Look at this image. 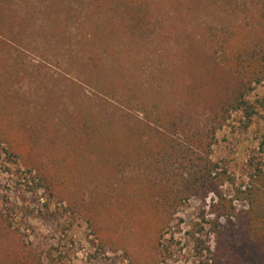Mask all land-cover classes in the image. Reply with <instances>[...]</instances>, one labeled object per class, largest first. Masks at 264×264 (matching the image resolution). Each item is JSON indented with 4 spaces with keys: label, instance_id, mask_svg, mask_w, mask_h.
<instances>
[{
    "label": "trees",
    "instance_id": "obj_1",
    "mask_svg": "<svg viewBox=\"0 0 264 264\" xmlns=\"http://www.w3.org/2000/svg\"><path fill=\"white\" fill-rule=\"evenodd\" d=\"M3 1L10 7L14 5L13 0ZM90 1L93 4L88 1L85 6H71L69 0H36V13L26 12L16 22L4 21L0 10V148L3 153L16 164L17 171L37 183L49 200L66 204L85 221L102 253L121 251L129 264H158L159 242L171 218L186 202L194 200L201 211L200 221L192 223L189 235L202 264H264V144L260 146L263 156L249 159L251 172L243 186H235V178L227 165L212 158L217 135L232 114L243 113L244 127L254 114L247 97L254 85L264 82L262 0L242 2V7L246 5L245 9L252 10L249 21L233 19L217 35L210 31L204 35V28H201L204 35L201 38H196L195 33L183 32L182 49L174 51L177 61L173 59L170 68L159 69L157 79L151 78L150 83L125 74L121 63L104 64L105 58L114 57L116 51L103 44L119 32L129 35L125 40L129 44V39L147 26V13L140 11L143 0ZM190 2L195 10L201 4L197 17L203 23L209 0ZM232 3L235 5L236 0ZM100 9L120 11L118 21L114 24V13L105 18ZM253 15L256 29L252 28L255 32L249 33ZM74 30L82 32L76 41L77 47L82 50L86 47L89 53L82 67L98 77L106 74L115 83L109 92H103L104 99L112 101L114 93L118 94L115 91L121 88V102L134 103V110L127 106L124 116L117 119L118 113H109L104 121L99 114L85 108L75 109L57 128L60 120L53 117L49 108L58 100L37 82L34 94L31 89L28 92L41 95L46 105L36 103L31 124L26 121L20 92L11 89L13 81H22L29 71L24 63L11 58L27 56L22 40L30 45L31 38L39 37L46 44L52 39V46L57 48L66 43L68 34ZM74 52L80 54L79 48ZM154 81L160 83L158 91L153 88ZM169 81L168 94L174 98L179 94L182 102H166L162 108L146 109L153 97H164L163 90ZM161 98L157 99L158 105ZM16 100L21 102L18 112ZM199 107L204 112L198 114ZM70 132L75 135L71 137ZM133 155L142 167L136 184L134 179L127 180L120 168L118 182L122 181L123 188L111 195L106 190L113 186L110 178L117 175L116 162L119 161V167L124 166L127 164L124 161ZM78 162L83 167L88 164V168L102 175L103 186L96 187L106 190L97 200L90 198L85 202L84 196L72 189L75 186L77 190L79 185L74 175ZM77 199L86 205L77 203ZM17 235L18 230L12 229L0 211V237L14 240V246L4 250L7 257L0 264H44L32 245H26ZM210 236L214 243L212 249L208 244ZM47 256L53 261L50 253Z\"/></svg>",
    "mask_w": 264,
    "mask_h": 264
},
{
    "label": "rangeland",
    "instance_id": "obj_2",
    "mask_svg": "<svg viewBox=\"0 0 264 264\" xmlns=\"http://www.w3.org/2000/svg\"><path fill=\"white\" fill-rule=\"evenodd\" d=\"M13 1L14 5L12 4L10 7L3 0H0V10L4 15V21L13 20L16 22L18 17L21 18L24 16L22 14L26 12L29 14L36 13V6L34 5L36 0ZM88 1L93 4L90 0H69V3L71 6L72 4L85 6ZM133 1L140 2L141 0ZM228 1L230 2L228 3ZM231 1L235 0H209L210 5L205 9V15L202 18L203 23H201L197 17L201 4L196 5L197 10H195L190 0H143L140 11L147 13V26L135 33L129 39V44L125 41L129 35L119 31L116 36L114 35V39L103 44V46H107L106 48L110 47L116 51L114 57L105 58L107 62L104 64L110 65L109 62L111 61L121 63L125 74L137 78L139 81L145 80L150 83L151 78L157 79L159 69L163 70L168 66L170 68L173 59L175 62L177 61L174 51L182 49L183 32H187L186 34L192 32L196 34V38H201L206 35V31L215 35L221 33L233 19L243 22L249 21L252 10L245 9L246 5L242 7V2L247 4V0H236L235 5L231 4ZM262 2L264 4V0ZM188 5L189 11L186 10ZM100 11L105 18H110L113 12L115 15L114 18L112 17L114 24L121 14L115 9H112V12L105 9H100ZM243 11L248 15L242 14ZM254 19L255 15L252 16L250 22L252 25L247 29L249 33L255 32L252 30V28L256 29ZM201 28L205 30L204 35ZM81 33L80 31H72L68 34L70 38L64 41L66 43L57 48H55L56 45L52 46L54 43L52 39L46 44L39 37L31 38L33 43L30 45L22 40L21 44L28 51L27 56L11 58V60H19L24 63L29 71L22 81L21 79L14 80L11 85V89L20 92L18 96L23 99L22 104L26 112L27 122L31 124L34 122L36 103L38 106L46 105V100L41 95L33 96L37 82L40 83V88L48 89V94L53 95L58 100L57 103L53 102L54 105L49 108L53 117L57 121L60 120L56 123L57 128L62 126L65 116L75 109L85 108L92 113L99 114L101 119H104L109 113H116V115L118 113L119 115L115 116L118 119L124 116L123 111L127 110L128 107L134 110V103L124 105L121 102V88L115 91L118 94L114 93L115 99L112 101L104 99L103 92H109L108 89L115 83L110 77H105L106 74H101L98 77L96 73L89 72L88 69L82 67V64L88 60L89 53L86 47L82 50L76 45ZM13 34L17 38L19 37L14 30ZM78 48L81 55L74 52ZM70 50L73 51L69 52ZM76 54H78L77 59H74ZM117 58L119 61H116ZM159 85V82H153L155 91H158ZM170 87L171 82L169 81L163 90L165 92L164 97L161 98L160 96L161 100L163 99L161 105L157 104V99L160 98L153 97L146 109H153L155 106L162 108L167 104L166 102L181 103L179 94L178 98L168 94ZM29 89L33 90V94L28 92ZM23 94L26 95L25 98ZM247 98L254 110L248 126L244 127L243 125L245 121L242 112L233 113L227 124L219 131L217 141L212 149V158L227 165L229 172L235 178V186H243L247 183L252 167L249 165V159H259L263 156L260 146L264 144V82L254 85ZM18 102L19 100H16V104H18L16 112L20 110L21 102ZM197 112L198 114L204 112L203 108L199 107ZM63 130L66 131L64 127ZM68 135L73 137L75 133L70 132ZM135 160H137V156L133 155L129 160L124 161L127 164L120 167L119 161L116 162L117 175L110 178L113 186L108 190L104 187L101 189L96 187L98 185L103 186L102 175L88 168V164L83 167L78 162L76 164L78 171L74 173L75 181L79 182L76 187L78 191L75 190V186L72 189L77 195L84 196L82 198L85 202L90 198L97 200L98 196L101 197L105 190L114 195L115 191L123 188L122 181L118 182L121 179L118 172L120 168L123 169V174L127 176L126 179H130V182L134 179L133 183L136 184L138 170H141L142 167H139ZM16 168V164L9 161L0 148V211L12 229L18 230L17 239L24 241L26 245L30 243L43 258L44 264H129L121 251L102 253L87 224L78 214L72 213L66 204L60 203L56 199L49 200L46 193L38 187L37 183L33 182L30 176L17 171ZM76 194H74L75 197ZM75 201L83 206L86 205L78 199ZM85 211L87 212V209ZM200 213L198 203L189 200L171 218L159 242L161 251L158 255V264H202L189 235L192 223L200 221L198 218ZM206 236H208L207 225H205L204 230L205 239ZM208 244L212 249L214 246L212 236L208 239ZM13 246L14 240L6 236L0 237L1 262L7 257L4 250ZM48 253H50L53 261L48 258Z\"/></svg>",
    "mask_w": 264,
    "mask_h": 264
}]
</instances>
